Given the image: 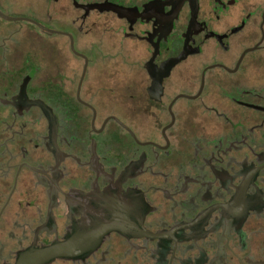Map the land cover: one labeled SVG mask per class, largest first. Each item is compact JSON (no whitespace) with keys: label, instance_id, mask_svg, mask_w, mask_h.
Wrapping results in <instances>:
<instances>
[{"label":"flooded vegetation","instance_id":"1","mask_svg":"<svg viewBox=\"0 0 264 264\" xmlns=\"http://www.w3.org/2000/svg\"><path fill=\"white\" fill-rule=\"evenodd\" d=\"M0 264H264V0H0Z\"/></svg>","mask_w":264,"mask_h":264},{"label":"rangeland","instance_id":"2","mask_svg":"<svg viewBox=\"0 0 264 264\" xmlns=\"http://www.w3.org/2000/svg\"><path fill=\"white\" fill-rule=\"evenodd\" d=\"M14 11H21L22 9L24 10V7H22V5L21 4H16L15 6H13V8H12ZM24 24H27V23H23V25Z\"/></svg>","mask_w":264,"mask_h":264},{"label":"water","instance_id":"3","mask_svg":"<svg viewBox=\"0 0 264 264\" xmlns=\"http://www.w3.org/2000/svg\"><path fill=\"white\" fill-rule=\"evenodd\" d=\"M3 17H5V18H8V19H15V18H10V17H8V16H6V15H4V14H1Z\"/></svg>","mask_w":264,"mask_h":264}]
</instances>
